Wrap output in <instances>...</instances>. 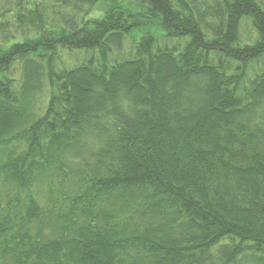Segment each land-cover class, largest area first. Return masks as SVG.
Returning a JSON list of instances; mask_svg holds the SVG:
<instances>
[{
    "label": "trees",
    "instance_id": "1",
    "mask_svg": "<svg viewBox=\"0 0 264 264\" xmlns=\"http://www.w3.org/2000/svg\"><path fill=\"white\" fill-rule=\"evenodd\" d=\"M0 264H264V0H0Z\"/></svg>",
    "mask_w": 264,
    "mask_h": 264
},
{
    "label": "rangeland",
    "instance_id": "2",
    "mask_svg": "<svg viewBox=\"0 0 264 264\" xmlns=\"http://www.w3.org/2000/svg\"><path fill=\"white\" fill-rule=\"evenodd\" d=\"M141 33H139L138 35H140ZM75 56H76V59H77V57L80 55V54H74Z\"/></svg>",
    "mask_w": 264,
    "mask_h": 264
}]
</instances>
